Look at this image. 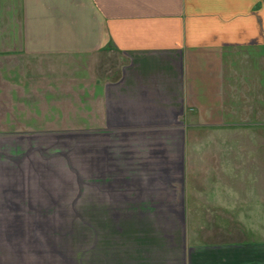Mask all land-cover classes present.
<instances>
[{"label":"crops","instance_id":"0c3cea01","mask_svg":"<svg viewBox=\"0 0 264 264\" xmlns=\"http://www.w3.org/2000/svg\"><path fill=\"white\" fill-rule=\"evenodd\" d=\"M235 49L264 51V0H0V57L90 56L98 76L109 78L101 87L109 131L130 124L139 131L184 129L188 119L200 120L188 123L193 130L260 126L228 119L233 114L224 105L240 99L242 115L250 114V100L263 105L260 77L244 69L212 78L209 68L220 63L202 58ZM205 77L209 86H202ZM209 97L214 105L204 101ZM184 151L162 155L168 178L175 164L183 170ZM17 157L4 164L0 156V264H54L58 250L37 214L50 209L56 199L48 195L57 191L28 179ZM116 168L104 185L82 193L81 264H264V186L251 185L248 172L241 186L137 187L121 185Z\"/></svg>","mask_w":264,"mask_h":264},{"label":"rangeland","instance_id":"374dc122","mask_svg":"<svg viewBox=\"0 0 264 264\" xmlns=\"http://www.w3.org/2000/svg\"><path fill=\"white\" fill-rule=\"evenodd\" d=\"M202 58L206 62L218 60L220 63L209 68L212 78L220 72L240 76L245 69L264 83V51L250 49L249 54L239 49L205 52ZM97 72V65L90 56L31 53L14 56L10 53L9 57H0V141L11 143L0 147V156L3 153L4 164H9L19 154V158L25 160L23 167L27 178H33L35 184L40 183L42 190L57 191V194L48 195L56 199L50 209L37 214L43 219L37 225L43 233L50 232L52 244L49 245L58 250L56 257L52 251L54 264H81L82 193L104 185V176L117 169V165L119 173L122 171L119 183L123 186L153 187L169 183L241 186L246 172L251 185L264 186V104L258 107L254 100V106L250 100V114L242 115L240 99L228 97L224 100V105L228 104L227 112L233 114L227 115L228 119L261 123L260 126L251 125L248 130L241 125L231 130H193L188 123L200 120L188 119L184 129L139 131L130 124L125 129L107 131L101 87L109 78L99 77ZM206 79L203 78L202 86H209ZM259 87L263 89L261 84ZM234 89H240V82L235 83ZM204 101L214 105L216 99L209 97ZM211 118L203 114L201 119ZM139 142L147 146H139ZM184 142L186 146H180ZM178 149H185L183 170L179 171V164H175L177 172L172 170L168 178L162 155L171 153L173 156ZM151 155L156 157L152 162L146 161L145 157ZM111 157L114 160L108 161ZM169 163L173 167V163ZM143 175L150 178H141ZM153 175L156 178H152ZM34 213L27 210L26 217L31 218ZM31 228L33 225L29 224L28 232ZM70 232L74 242L68 244L73 248H67L66 243ZM31 243L39 246L37 242ZM29 244L27 242L26 246Z\"/></svg>","mask_w":264,"mask_h":264}]
</instances>
